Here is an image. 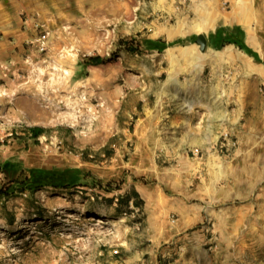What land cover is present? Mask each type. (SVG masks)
Returning a JSON list of instances; mask_svg holds the SVG:
<instances>
[{"label": "rangeland", "instance_id": "obj_1", "mask_svg": "<svg viewBox=\"0 0 264 264\" xmlns=\"http://www.w3.org/2000/svg\"><path fill=\"white\" fill-rule=\"evenodd\" d=\"M237 26L264 58V0H0V188L84 173L0 198V264H264V64L211 43Z\"/></svg>", "mask_w": 264, "mask_h": 264}, {"label": "trees", "instance_id": "obj_2", "mask_svg": "<svg viewBox=\"0 0 264 264\" xmlns=\"http://www.w3.org/2000/svg\"><path fill=\"white\" fill-rule=\"evenodd\" d=\"M211 43L214 47L222 49L228 45H235L240 50L252 56L257 62L263 63L258 53L250 48L246 43V33L240 26L234 27L232 30L220 28L215 34L211 36ZM160 50L167 48V45L161 41L155 42ZM107 58L96 55L88 57L84 64L87 66H98L106 63ZM30 135L33 139L38 140L44 133L45 128L35 126L31 128ZM84 173L80 169H66L64 171L58 170H44L32 169L30 176L24 180L18 177L11 179L8 183L0 188V198L5 195L15 194L16 192H34L45 187L56 188H70L79 185L81 176ZM136 197H139L138 192H134ZM123 200L129 204L130 196H124Z\"/></svg>", "mask_w": 264, "mask_h": 264}, {"label": "crops", "instance_id": "obj_3", "mask_svg": "<svg viewBox=\"0 0 264 264\" xmlns=\"http://www.w3.org/2000/svg\"><path fill=\"white\" fill-rule=\"evenodd\" d=\"M264 53V48L262 49ZM259 57L262 59V52L258 49L255 50ZM264 60V58L262 59ZM264 62V61H263ZM250 75L253 76L258 82L264 85V65L261 64H251L250 65ZM263 103H264V96H263Z\"/></svg>", "mask_w": 264, "mask_h": 264}, {"label": "water", "instance_id": "obj_4", "mask_svg": "<svg viewBox=\"0 0 264 264\" xmlns=\"http://www.w3.org/2000/svg\"><path fill=\"white\" fill-rule=\"evenodd\" d=\"M197 43L202 51L206 50L208 42L205 35L199 34L197 38Z\"/></svg>", "mask_w": 264, "mask_h": 264}, {"label": "bare ground", "instance_id": "obj_5", "mask_svg": "<svg viewBox=\"0 0 264 264\" xmlns=\"http://www.w3.org/2000/svg\"><path fill=\"white\" fill-rule=\"evenodd\" d=\"M240 7L244 9V5H240ZM239 10H240V9H239ZM235 17H236V16H235ZM235 17H234V18H235ZM235 20H236V19H235ZM203 21H204V20H203ZM212 26H213V25H212Z\"/></svg>", "mask_w": 264, "mask_h": 264}]
</instances>
